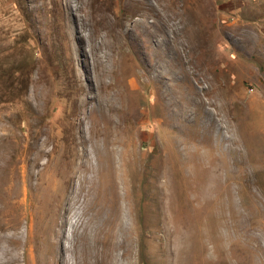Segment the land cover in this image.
Instances as JSON below:
<instances>
[{
    "label": "rangeland",
    "instance_id": "obj_1",
    "mask_svg": "<svg viewBox=\"0 0 264 264\" xmlns=\"http://www.w3.org/2000/svg\"><path fill=\"white\" fill-rule=\"evenodd\" d=\"M0 232L6 264H264V0H0Z\"/></svg>",
    "mask_w": 264,
    "mask_h": 264
},
{
    "label": "bare ground",
    "instance_id": "obj_2",
    "mask_svg": "<svg viewBox=\"0 0 264 264\" xmlns=\"http://www.w3.org/2000/svg\"><path fill=\"white\" fill-rule=\"evenodd\" d=\"M4 237H10L11 239H16L17 238V233L16 232H13V234H11V236L9 235V233H5V234H3V233H1L0 232V240H2ZM9 249V248H8ZM2 260V259H1ZM8 261H9V259H4L3 258V261H1V263L3 262V263H8ZM10 262V261H9ZM0 263V264H1Z\"/></svg>",
    "mask_w": 264,
    "mask_h": 264
}]
</instances>
